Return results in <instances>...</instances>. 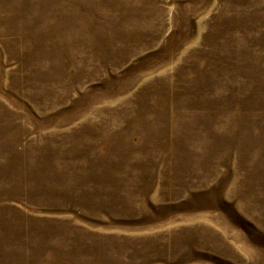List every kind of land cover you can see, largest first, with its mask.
<instances>
[{
	"label": "rangeland",
	"instance_id": "1",
	"mask_svg": "<svg viewBox=\"0 0 264 264\" xmlns=\"http://www.w3.org/2000/svg\"><path fill=\"white\" fill-rule=\"evenodd\" d=\"M0 264H264V0H0Z\"/></svg>",
	"mask_w": 264,
	"mask_h": 264
}]
</instances>
